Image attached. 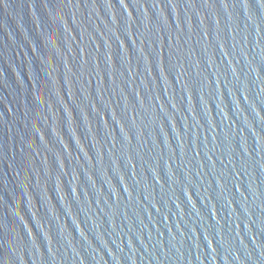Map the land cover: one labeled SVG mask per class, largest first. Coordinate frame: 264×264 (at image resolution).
<instances>
[{"label": "water", "instance_id": "obj_1", "mask_svg": "<svg viewBox=\"0 0 264 264\" xmlns=\"http://www.w3.org/2000/svg\"><path fill=\"white\" fill-rule=\"evenodd\" d=\"M0 264H264V0H0Z\"/></svg>", "mask_w": 264, "mask_h": 264}]
</instances>
